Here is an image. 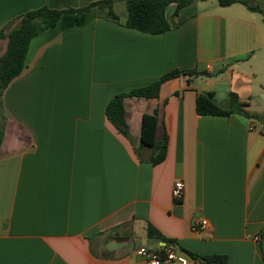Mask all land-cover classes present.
Instances as JSON below:
<instances>
[{
	"label": "crops",
	"instance_id": "0c3cea01",
	"mask_svg": "<svg viewBox=\"0 0 264 264\" xmlns=\"http://www.w3.org/2000/svg\"><path fill=\"white\" fill-rule=\"evenodd\" d=\"M102 1L0 0V32L44 6ZM209 2L176 16L170 4L172 29L152 35L127 28V4L114 0L117 20L95 5L64 13L32 40L26 68L1 97L0 264H147L137 250L165 245L148 237L149 224L178 254L264 264V15ZM7 45L0 39V57ZM175 70L201 75L163 83L155 99L126 98L128 137L119 133L106 116L110 100ZM201 92L225 109L236 94L249 115L199 116ZM155 112L157 139L168 137L157 165L140 145L143 116ZM198 220L207 232L194 231Z\"/></svg>",
	"mask_w": 264,
	"mask_h": 264
},
{
	"label": "trees",
	"instance_id": "16d2710c",
	"mask_svg": "<svg viewBox=\"0 0 264 264\" xmlns=\"http://www.w3.org/2000/svg\"><path fill=\"white\" fill-rule=\"evenodd\" d=\"M107 0L94 3L89 7L79 10H55L47 6L37 10L27 12L20 18L19 26L8 33L0 32V39H7L8 45L5 53L0 57V104L1 97L7 86L18 77L27 66V56L29 47L34 38L42 32L54 28L60 21L62 15L66 12H77L80 14L95 5H106L109 7V14L112 19L117 20L112 11V2ZM127 4L128 18L125 26L129 29L137 30L142 33L158 35L168 32L172 29V22L166 17V9L170 4H176L174 15L196 2L208 0H123ZM219 6L228 7L234 4H242L248 10L260 12L264 15L258 5H253L249 0H217ZM200 73L192 70H175L162 76L158 81L142 88L134 89L128 93H122L114 96L107 105L106 116L109 122L125 137H128L127 124L125 120V99L128 97H138L155 99L158 98L163 83L181 76H199ZM190 84V80L188 81ZM230 108L221 107L215 100L212 92H201L196 99V112L199 116H210L228 118L234 114H245L243 104L239 101L236 94L229 95ZM158 115L146 114L142 120L141 147L152 149L151 163L157 165L162 163L167 156L168 137L165 135L162 140L157 139ZM3 134L0 133V143ZM147 235L149 238L162 240L166 245H174V241L168 240L155 229L152 225L147 226ZM260 247L264 256V229L259 235ZM159 248L158 250H161ZM183 254L193 264H229L226 255H198L191 251L183 249Z\"/></svg>",
	"mask_w": 264,
	"mask_h": 264
},
{
	"label": "built area",
	"instance_id": "2783aa9c",
	"mask_svg": "<svg viewBox=\"0 0 264 264\" xmlns=\"http://www.w3.org/2000/svg\"><path fill=\"white\" fill-rule=\"evenodd\" d=\"M172 196L175 202H179L184 196V185L182 181L174 184ZM195 232L205 233L209 230V223L206 220H198L193 226ZM138 256L143 258L147 264H189L188 258L183 254H178L170 245H163L161 250H152L147 247H140L137 250Z\"/></svg>",
	"mask_w": 264,
	"mask_h": 264
},
{
	"label": "rangeland",
	"instance_id": "374dc122",
	"mask_svg": "<svg viewBox=\"0 0 264 264\" xmlns=\"http://www.w3.org/2000/svg\"><path fill=\"white\" fill-rule=\"evenodd\" d=\"M210 1H212V2H209V3H214V4H217L218 2H217V0H210ZM262 0H249V2L251 3V4H257L262 10H264V4L261 2ZM202 5H209V4H202Z\"/></svg>",
	"mask_w": 264,
	"mask_h": 264
}]
</instances>
